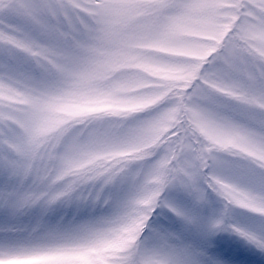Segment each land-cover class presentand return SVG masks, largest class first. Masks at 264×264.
I'll use <instances>...</instances> for the list:
<instances>
[{
    "label": "snow or ice",
    "instance_id": "obj_1",
    "mask_svg": "<svg viewBox=\"0 0 264 264\" xmlns=\"http://www.w3.org/2000/svg\"><path fill=\"white\" fill-rule=\"evenodd\" d=\"M0 264H264V0H0Z\"/></svg>",
    "mask_w": 264,
    "mask_h": 264
}]
</instances>
